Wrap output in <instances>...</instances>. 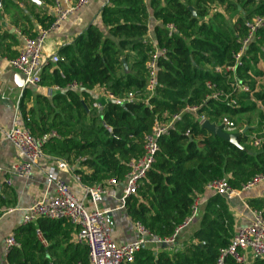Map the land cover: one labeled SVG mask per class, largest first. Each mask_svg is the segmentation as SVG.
<instances>
[{
	"label": "trees",
	"instance_id": "16d2710c",
	"mask_svg": "<svg viewBox=\"0 0 264 264\" xmlns=\"http://www.w3.org/2000/svg\"><path fill=\"white\" fill-rule=\"evenodd\" d=\"M45 3L53 6L54 0ZM2 4L4 10L16 6L11 0ZM34 16L43 29L53 23L51 16ZM254 16H264V0H107L100 10L101 24L88 26L57 51L56 64L43 67L39 85L58 90L50 95L36 93L33 87L23 90L17 110L25 128L35 139L54 133L43 145L44 154L64 161L87 186L110 179L124 183L128 164L143 154V139L155 121L166 123L180 115L157 140L155 161L137 193L126 200L124 212L133 224L165 239L190 216L196 197L204 203L193 222L176 234L175 243H148L129 264H215L234 237L235 220L227 201L206 192L205 185L225 178L231 188L241 189L264 175V143L251 145L253 136L264 139V89L256 91V78L263 76L257 64L264 63V28L256 30L233 72L218 74L214 68L234 66L247 37L245 22ZM166 25L175 27L171 36ZM19 33L36 37L24 29ZM153 43L166 53L157 59L154 91L148 98L146 63L155 53ZM10 47L0 45V54L6 57ZM17 56L13 52L9 58ZM236 82L248 92L237 91ZM72 84L81 89L68 88ZM96 88L118 96L135 93L138 99L117 106L96 98ZM214 92L227 98H208ZM94 103L100 108H93ZM188 107H197V116L214 125L228 118L238 129L247 126L237 139L243 149L202 129ZM0 187V206L7 205L8 187ZM248 205L264 209V197ZM193 224L197 226L191 229ZM72 232L64 221L41 219L23 225L13 232L16 246L7 251L6 263L88 264V248L72 242ZM182 233H187L184 240ZM254 264H264V258Z\"/></svg>",
	"mask_w": 264,
	"mask_h": 264
},
{
	"label": "built area",
	"instance_id": "2783aa9c",
	"mask_svg": "<svg viewBox=\"0 0 264 264\" xmlns=\"http://www.w3.org/2000/svg\"><path fill=\"white\" fill-rule=\"evenodd\" d=\"M95 0H54L52 6L53 23L48 29H39L35 38L22 37L23 47L19 51L18 56L14 59H3V69H0V88L3 71L13 69L23 77V87H41L39 85L41 71L43 67L58 62L57 52L48 56H44L43 49L46 39L57 32L61 24L73 13L81 7L92 3ZM248 31L247 37L241 42L240 51L235 54L234 66L216 67L215 73H222L224 70L233 72L235 66H240V58L243 54L245 46L253 38L256 30L264 28V16H254L245 22ZM168 35L171 36L175 31L173 25H166ZM155 53L146 63L149 79L147 91L149 97L153 94L155 86L156 62L158 57L163 56L166 51L159 49L154 43ZM233 87L239 92H248L246 85L234 83ZM68 88L80 90L81 87L76 84L69 85ZM208 88H212L208 85ZM98 89V88H96ZM58 90L57 87L47 88L45 95H50L52 91ZM101 97L106 103L117 106L131 103L138 99L135 93H128L122 96L114 95L107 91H102ZM223 96L221 92H214L208 98L218 99ZM146 102V101H145ZM93 108L99 109L98 103L93 104ZM186 111L193 113L201 126L205 122L204 116H197V107H188ZM180 115L171 117L166 123L155 121L151 132L145 135L143 139V154L137 159H132L128 164V173L124 183H119L114 179L108 180L103 184L87 186L81 183L79 175L73 174V180L78 189L63 181L54 169H49L46 173V185L54 190L52 198H44L37 203L29 206L23 214V225L35 223L44 219L47 221H64L70 224L75 232L73 242L84 245L88 248V264H129L133 261V257L146 244L154 245L173 244L176 240V234L182 229L189 226L196 217L199 208L203 205V199L198 196L194 199L191 207L190 216L185 219L184 224L179 227L176 234L170 238L161 239L151 235L141 224H133L137 239L133 242L117 244L113 240L115 231V222L111 217L113 208L102 207L106 199H114L117 201L116 209L123 210L126 200L137 193L141 181L151 169L155 155L158 152L157 140L167 135L174 121ZM221 125L227 133L242 134L243 130L238 129L233 121L228 118L221 120ZM55 137L54 133L44 135L40 139H35L25 128L24 122L16 110L11 128L1 132L3 141L10 143L16 152L17 162L10 165L8 169H1L0 174L6 175L5 184L10 186L13 177L28 180L33 174L38 162L45 156L43 145L47 139ZM264 143L263 138L252 137V147H259ZM59 169L70 170V167L64 162L59 161L57 164ZM264 184V175L255 176L250 182L243 185L241 189H233L229 186L227 180L215 179L205 185V191L214 195L223 197L226 201H230L239 197L240 193L247 192L255 187ZM121 187V191H120ZM80 190V191H79ZM120 197L118 198V194ZM251 220L248 224L237 229L234 237L231 239L228 247L220 250L219 257L215 264H227V259H232L237 264H245L246 252L251 251L254 257L264 258V209L250 208ZM6 248L16 246L14 235H10L6 239ZM77 264H83L78 262Z\"/></svg>",
	"mask_w": 264,
	"mask_h": 264
},
{
	"label": "crops",
	"instance_id": "0c3cea01",
	"mask_svg": "<svg viewBox=\"0 0 264 264\" xmlns=\"http://www.w3.org/2000/svg\"><path fill=\"white\" fill-rule=\"evenodd\" d=\"M15 7L5 6L2 4L0 13L2 18L0 20V35L3 39H0V45L7 47L11 45L8 55L2 56L0 54V69H3V59H10L9 57L13 52L19 53L23 47L22 37L20 33L22 29L26 31L27 35H36L39 29H43L42 25L35 18V14L40 16L52 17V6L45 3V0H39L40 4H34L30 0H11ZM107 0H95L90 4L81 7L78 11L70 15L62 24L59 30L50 35L45 42L43 54L48 56L54 52H57L62 46L70 44L73 40L82 33L88 26L100 25V10L105 5ZM221 11V8H217ZM240 10V8H239ZM29 20L28 22L26 19ZM235 18L232 19L234 21ZM159 24V22H155ZM6 34V39L4 38ZM13 38V39H12ZM14 39L18 41V45H12ZM148 39L152 42V36L149 31ZM3 66V67H2ZM257 69L263 73L262 77L256 78V91L264 89V63L260 61L257 64ZM0 88V168L8 169V167L17 162L16 152L13 146L3 141L1 138V132L7 131L11 128L13 118L16 114L18 103L22 95L23 90V77L21 74L13 69H6L3 71ZM36 93L45 94L47 88L33 87ZM104 89L98 88L92 91L93 95L99 100H103L101 97ZM256 120L253 121V125L256 126ZM243 131L248 129L243 125ZM60 160L45 155L35 167L32 176L28 180L19 179L13 177L11 185L7 186V192L4 196H7L5 200L8 204L0 206V264L6 263V239L13 234V232L19 227L23 226L22 217L24 211L31 205L37 203L44 198H52L54 196V190L46 185V173L49 169H54L58 176L71 185L73 188L78 189L73 180V171L70 168L67 170L59 169L57 164ZM6 175L0 174V185L5 184ZM3 189L0 187V192ZM80 191V190H79ZM121 191V187H120ZM264 197V184L255 187L254 189L240 193L239 197H236L230 201H227L229 211L234 217L235 233L238 228L248 224L251 220L250 206L248 202L253 199H260ZM102 207H111L113 211L111 217L115 222V231L113 240L117 244H124L133 242L137 239L133 223L129 220L123 210L116 209L117 201L112 199H106L101 205ZM194 225V224H193ZM192 227L191 229L195 228ZM75 232L71 233V241L73 242ZM40 242L47 246V243L39 235ZM187 237V233H182L180 239L184 240ZM61 245V244H60ZM67 243L62 244L61 247H66ZM256 257H254L250 250L246 252L245 264H254Z\"/></svg>",
	"mask_w": 264,
	"mask_h": 264
},
{
	"label": "water",
	"instance_id": "95a60500",
	"mask_svg": "<svg viewBox=\"0 0 264 264\" xmlns=\"http://www.w3.org/2000/svg\"><path fill=\"white\" fill-rule=\"evenodd\" d=\"M30 1H32L34 4H38V5L40 4V1L39 0H30ZM0 7H1V0H0ZM188 9L191 11V13L193 15H195V11H194L193 8L189 7ZM122 62L124 64V66H126L125 61L122 60ZM201 128L204 129V130H206L207 132H209L213 136L218 137V138H221V139L229 142L230 144H232V145H234V146H236V147H238L240 149H243V147H241L238 144V141H237V139H238V137L240 135L239 133H227L223 129L222 125H214V124H211V123H209L207 121H205L201 125ZM245 132H246V130H244L242 133H245ZM117 197L118 198L120 197V193L118 194Z\"/></svg>",
	"mask_w": 264,
	"mask_h": 264
},
{
	"label": "rangeland",
	"instance_id": "374dc122",
	"mask_svg": "<svg viewBox=\"0 0 264 264\" xmlns=\"http://www.w3.org/2000/svg\"><path fill=\"white\" fill-rule=\"evenodd\" d=\"M256 114H254V116H252V120L254 121V120H256V116H255ZM244 118L243 119H240L239 121H238V124H241V123H244ZM256 122V121H255Z\"/></svg>",
	"mask_w": 264,
	"mask_h": 264
}]
</instances>
